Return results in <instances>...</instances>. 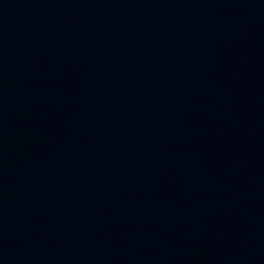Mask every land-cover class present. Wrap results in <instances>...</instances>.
Segmentation results:
<instances>
[{"label": "water", "instance_id": "water-1", "mask_svg": "<svg viewBox=\"0 0 264 264\" xmlns=\"http://www.w3.org/2000/svg\"><path fill=\"white\" fill-rule=\"evenodd\" d=\"M0 264H264V0H0Z\"/></svg>", "mask_w": 264, "mask_h": 264}]
</instances>
